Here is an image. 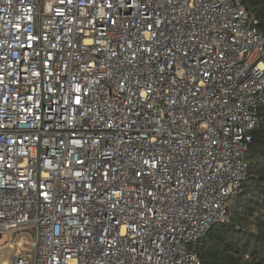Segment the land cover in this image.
<instances>
[{"label":"built area","instance_id":"2783aa9c","mask_svg":"<svg viewBox=\"0 0 264 264\" xmlns=\"http://www.w3.org/2000/svg\"><path fill=\"white\" fill-rule=\"evenodd\" d=\"M254 23L241 0H0V264H202L264 115Z\"/></svg>","mask_w":264,"mask_h":264},{"label":"trees","instance_id":"16d2710c","mask_svg":"<svg viewBox=\"0 0 264 264\" xmlns=\"http://www.w3.org/2000/svg\"><path fill=\"white\" fill-rule=\"evenodd\" d=\"M241 2L264 37V0ZM250 135L247 176L228 201V220L213 224L195 247L202 264H264V115Z\"/></svg>","mask_w":264,"mask_h":264},{"label":"rangeland","instance_id":"374dc122","mask_svg":"<svg viewBox=\"0 0 264 264\" xmlns=\"http://www.w3.org/2000/svg\"><path fill=\"white\" fill-rule=\"evenodd\" d=\"M24 235L26 236V238L30 237V235L27 233H25ZM19 236H20V232L18 229H11L8 234H4L2 235V237H0V247H1L0 260L8 259V256L10 254V249L4 246V243L6 241L14 242Z\"/></svg>","mask_w":264,"mask_h":264},{"label":"water","instance_id":"95a60500","mask_svg":"<svg viewBox=\"0 0 264 264\" xmlns=\"http://www.w3.org/2000/svg\"><path fill=\"white\" fill-rule=\"evenodd\" d=\"M249 27H253V21H250Z\"/></svg>","mask_w":264,"mask_h":264},{"label":"snow or ice","instance_id":"6c2138e0","mask_svg":"<svg viewBox=\"0 0 264 264\" xmlns=\"http://www.w3.org/2000/svg\"><path fill=\"white\" fill-rule=\"evenodd\" d=\"M77 91H79V89H77ZM77 103H79V100H77Z\"/></svg>","mask_w":264,"mask_h":264}]
</instances>
